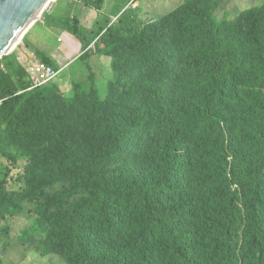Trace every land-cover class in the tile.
<instances>
[{
  "label": "trees",
  "instance_id": "1",
  "mask_svg": "<svg viewBox=\"0 0 264 264\" xmlns=\"http://www.w3.org/2000/svg\"><path fill=\"white\" fill-rule=\"evenodd\" d=\"M82 1L99 12L105 4ZM222 1L185 0L165 17L171 26L159 38L140 44V55L131 49L141 56L133 65L109 46L126 12L113 24L100 18L91 39L78 20L64 22L85 49L80 60L98 52L120 60L123 92L109 106L76 85L80 109L67 126L44 100L26 107L12 130L31 154H5L29 168L15 180L10 168L1 177L0 212L22 214L31 205L26 213L45 231L43 246L65 264H209L214 257L227 264L249 245L264 264V8L217 21ZM10 56L12 77L1 66ZM27 86L17 54L5 56L0 106ZM36 143L47 148L35 152ZM20 176L25 186L11 191ZM237 183L246 192L231 203L226 192L236 199Z\"/></svg>",
  "mask_w": 264,
  "mask_h": 264
},
{
  "label": "rangeland",
  "instance_id": "2",
  "mask_svg": "<svg viewBox=\"0 0 264 264\" xmlns=\"http://www.w3.org/2000/svg\"><path fill=\"white\" fill-rule=\"evenodd\" d=\"M108 1V13L112 12L117 15L122 11L117 17L119 18L126 12L117 26L116 31L118 33L116 36L118 40L109 46H113L117 50L118 56H122L123 60L133 65L140 61L141 56L139 58L131 49L135 48L136 52L140 55V44L142 50V44L148 40L147 38L152 35V40L159 38L162 30L171 26L165 17L183 4L185 0ZM133 2L135 3L134 5ZM258 5H262L264 8V0H223L215 14V18L217 21L224 19L235 20L246 11L247 13L254 11ZM262 10L264 11V9ZM46 12L47 9L43 16ZM105 19L113 22L114 16L110 14L109 16H105ZM172 27L176 30L175 25ZM25 37L22 43L10 55L17 54L18 60L28 72L30 80L29 69L33 63L40 60L36 57V53H26L28 46L26 45ZM96 48L98 49V46ZM105 48L106 44L102 42L100 49L103 50ZM96 54L98 56L94 57ZM92 57L94 58L88 59L83 64L78 63L74 69L67 70L66 73L65 71L62 72L63 75H59L58 80L55 79L54 82L48 84L45 90H34L30 86H27L25 90L21 89L15 92L12 96V101L0 106V179L9 171L8 168L12 171L10 175L12 180H15L16 177L18 178L19 175L24 176L29 168V161L26 159L20 157L19 160L21 161L14 166L13 164L16 162L9 155L5 154V150L7 149L15 152L18 151L19 156L22 153L31 154L29 144L27 142H16L12 130L13 127L21 122L22 113H24L26 107L35 109L38 103L44 100L58 114L61 126H67L69 121L73 120L76 116L74 111L80 109L78 102L81 100L75 97L76 85L82 84L84 86L83 90L87 92L96 90L100 96V101L109 106L113 105L117 96L123 92V89H120L122 86L116 82V80L120 82L124 79L120 78L116 72L117 64L120 60L117 58L113 59L111 56L104 54V52L94 53ZM12 59L13 56H10V60H5L1 64L4 67L3 70L9 75L11 74V77L17 71V66L11 61ZM138 71L142 72L143 69H138ZM132 79H126L128 85L136 83ZM112 80L116 82L115 87L119 85L117 89L112 87L110 83ZM10 82V85L14 87L16 79L12 78ZM30 91L34 94L31 95ZM19 95H21V98L17 97ZM227 139L230 147L234 149L238 147L235 136H227ZM46 148V143H36L35 152ZM21 176L19 178L20 182L17 184L14 181L9 182L8 187L11 191H16L20 186H25V180ZM262 181L264 182V177ZM29 208H31V205H26V209L22 214L11 215L0 212V258L2 259V264H65L59 255L50 252L51 250L43 246L45 231L41 228L34 229V220L26 213ZM24 230H28V233H24Z\"/></svg>",
  "mask_w": 264,
  "mask_h": 264
},
{
  "label": "crops",
  "instance_id": "3",
  "mask_svg": "<svg viewBox=\"0 0 264 264\" xmlns=\"http://www.w3.org/2000/svg\"><path fill=\"white\" fill-rule=\"evenodd\" d=\"M108 5L109 1L105 0L103 9L99 12L92 7L85 6L82 0H54L47 8L42 20L27 33L25 37L28 46L26 53H36L35 55L40 61L42 59L50 61L57 67L59 75L64 71L66 73L67 70L74 69L78 63L83 64L85 61L79 58L84 54L85 49H83L81 41L69 31L64 22L67 19L78 20L81 29L85 30L87 37L91 39L94 35L92 31L96 29L100 18L103 17L102 19L105 20V16L112 14L113 21H116L117 16L122 12L117 15L112 12L108 13ZM110 22L112 23V21ZM97 41L98 38L88 48L91 49ZM94 57L91 55L89 59ZM59 75L56 80L59 79Z\"/></svg>",
  "mask_w": 264,
  "mask_h": 264
},
{
  "label": "water",
  "instance_id": "4",
  "mask_svg": "<svg viewBox=\"0 0 264 264\" xmlns=\"http://www.w3.org/2000/svg\"><path fill=\"white\" fill-rule=\"evenodd\" d=\"M53 0H0V61L16 49Z\"/></svg>",
  "mask_w": 264,
  "mask_h": 264
},
{
  "label": "clouds",
  "instance_id": "5",
  "mask_svg": "<svg viewBox=\"0 0 264 264\" xmlns=\"http://www.w3.org/2000/svg\"><path fill=\"white\" fill-rule=\"evenodd\" d=\"M116 20H117V18H116ZM114 22L115 21H113L111 24H113ZM55 71H57V70H55ZM54 81H52V82H54ZM52 82H50V83H52ZM50 83H48V84H50ZM233 191H237L236 199L230 194V192L228 190L226 192V195L228 196L229 201L231 203L232 202H238V200L242 199L244 192H246V186L244 183H237V184L233 185ZM251 247H252V245H249L243 254L238 255L236 258L230 260L227 264H262L261 262H259L257 260L256 256L250 251ZM209 264H222V262H221V260H218L216 257H214L213 259H211L209 261Z\"/></svg>",
  "mask_w": 264,
  "mask_h": 264
},
{
  "label": "built area",
  "instance_id": "6",
  "mask_svg": "<svg viewBox=\"0 0 264 264\" xmlns=\"http://www.w3.org/2000/svg\"><path fill=\"white\" fill-rule=\"evenodd\" d=\"M29 71L31 89H37L46 86L48 83L54 81L59 74L58 71H55L54 68L48 66L42 61H36L33 63Z\"/></svg>",
  "mask_w": 264,
  "mask_h": 264
},
{
  "label": "bare ground",
  "instance_id": "7",
  "mask_svg": "<svg viewBox=\"0 0 264 264\" xmlns=\"http://www.w3.org/2000/svg\"><path fill=\"white\" fill-rule=\"evenodd\" d=\"M54 1V0H53ZM22 43V38H20L17 42H16V46L15 47H17L19 44H21Z\"/></svg>",
  "mask_w": 264,
  "mask_h": 264
}]
</instances>
